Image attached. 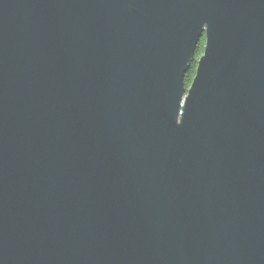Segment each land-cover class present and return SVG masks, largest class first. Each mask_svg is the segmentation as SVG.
Here are the masks:
<instances>
[{"label":"water","instance_id":"water-1","mask_svg":"<svg viewBox=\"0 0 264 264\" xmlns=\"http://www.w3.org/2000/svg\"><path fill=\"white\" fill-rule=\"evenodd\" d=\"M0 264H264V0H0Z\"/></svg>","mask_w":264,"mask_h":264},{"label":"trees","instance_id":"trees-1","mask_svg":"<svg viewBox=\"0 0 264 264\" xmlns=\"http://www.w3.org/2000/svg\"><path fill=\"white\" fill-rule=\"evenodd\" d=\"M204 42H205V37L202 36L200 41L197 44V48H196V53H195V57L196 59L200 56V54H202L203 52V47H204ZM196 59L191 63L189 70L186 72L185 75V85L188 87L191 83V80L195 74V69H196Z\"/></svg>","mask_w":264,"mask_h":264},{"label":"flooded vegetation","instance_id":"flooded-vegetation-1","mask_svg":"<svg viewBox=\"0 0 264 264\" xmlns=\"http://www.w3.org/2000/svg\"><path fill=\"white\" fill-rule=\"evenodd\" d=\"M201 55V54H200Z\"/></svg>","mask_w":264,"mask_h":264}]
</instances>
